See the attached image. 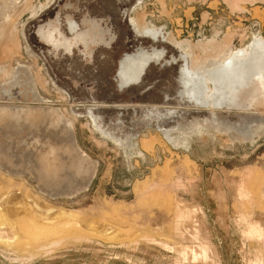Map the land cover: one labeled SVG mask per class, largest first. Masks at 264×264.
I'll return each mask as SVG.
<instances>
[{"label":"rangeland","instance_id":"rangeland-1","mask_svg":"<svg viewBox=\"0 0 264 264\" xmlns=\"http://www.w3.org/2000/svg\"><path fill=\"white\" fill-rule=\"evenodd\" d=\"M139 16L201 60L204 47L264 39V0H0V150L15 162L0 161V264H264V235L247 230L264 234V98L192 105L177 64L119 85L120 56L151 44L131 28ZM68 20L94 36L68 51L44 44L38 26L72 37ZM71 139L96 163L91 179L36 176V152L59 148L67 162Z\"/></svg>","mask_w":264,"mask_h":264},{"label":"bare ground","instance_id":"bare-ground-1","mask_svg":"<svg viewBox=\"0 0 264 264\" xmlns=\"http://www.w3.org/2000/svg\"><path fill=\"white\" fill-rule=\"evenodd\" d=\"M240 1L241 0H228L232 6H238ZM142 20L141 17L131 18V28L135 34L149 38L151 41L150 47L139 45L132 52L123 53L120 58L118 57V65L114 76L119 85L127 86L128 84L141 81L147 66L152 62L166 65L177 64L179 67V83H181L178 97L192 105L203 107L208 110L219 108L229 109L232 107L245 109L256 100L259 101L260 97L261 99L264 98V39L261 35L254 34L250 42L235 49H229L225 44V47L220 51H216V49L215 52H212L208 50V47H204L206 48L203 50L204 59L201 60L198 58L199 56L195 57L194 53H192V45H190L188 41H174L161 27H154L153 25L142 22ZM68 22L69 34L72 35V37H67L65 34L67 30H65L64 33L55 22L52 23L48 21L45 24H40L37 31L43 38L44 44L50 45L56 49L58 46H62L63 49L68 51L74 46V43L81 42L85 45L86 38L94 36V31L93 34L91 33L92 35H90L87 29L84 31L82 28L77 27L78 24L73 20H68ZM91 22L94 23V21ZM97 30L102 33L103 29L98 27ZM94 38L92 42H94ZM90 41L88 40V42ZM164 43L170 46L169 54L165 53L164 48H157L158 44L162 45ZM31 86L33 89L35 88L33 82H31ZM261 99L260 101H262ZM2 106L4 105H0V108ZM13 109L22 110L30 114V112H33L36 108L28 105H14ZM22 111L20 113H22ZM166 113L168 114L169 112ZM163 133L164 136L169 138L168 130L164 129ZM63 148L64 151L68 153L67 155H69L67 162L62 160L57 153L56 150L59 151V148L55 149L51 147L45 153H43V151L36 152V157L39 160V165L34 169L36 176L54 186L65 183L72 187L74 184L73 177L75 178L76 175L85 172L86 181L88 182L93 176L96 163L90 161L84 151L77 147L73 139H71L69 145ZM0 161L6 167L14 168L15 162L10 154L3 150H0ZM45 184L46 183H44V185ZM243 186L245 185L240 184L237 188V194L248 199L251 193ZM62 214H65V212ZM46 218L48 217H45V219ZM43 219L41 218V220ZM259 226L251 224L248 227L247 225V230L258 238L260 235H264L259 231L261 230ZM263 237L264 236H262L261 239Z\"/></svg>","mask_w":264,"mask_h":264}]
</instances>
